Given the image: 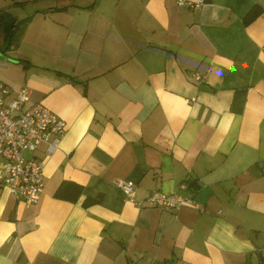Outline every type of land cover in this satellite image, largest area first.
<instances>
[{
	"label": "crops",
	"instance_id": "crops-1",
	"mask_svg": "<svg viewBox=\"0 0 264 264\" xmlns=\"http://www.w3.org/2000/svg\"><path fill=\"white\" fill-rule=\"evenodd\" d=\"M0 9L30 16L10 48L0 27L5 100L25 84V106L66 122L51 155L35 150L36 201L0 187V264H264V0ZM155 189L199 207L149 203Z\"/></svg>",
	"mask_w": 264,
	"mask_h": 264
},
{
	"label": "built area",
	"instance_id": "built-area-1",
	"mask_svg": "<svg viewBox=\"0 0 264 264\" xmlns=\"http://www.w3.org/2000/svg\"><path fill=\"white\" fill-rule=\"evenodd\" d=\"M203 1L176 0V3L192 7ZM194 74L200 78L198 73ZM11 89L0 79V155L4 157V165L0 169V187H6L14 197L33 202L38 199L44 186V159L37 156L35 150L43 143L44 156L51 155L59 146L66 122L40 101L25 106L31 92L25 84L15 89V94L6 101L5 97ZM117 184L127 199L141 202L136 198L135 182L132 179L118 180ZM181 187H187L186 182L181 183ZM146 200L176 209L184 204L199 207L187 192L168 193L155 189Z\"/></svg>",
	"mask_w": 264,
	"mask_h": 264
},
{
	"label": "trees",
	"instance_id": "trees-1",
	"mask_svg": "<svg viewBox=\"0 0 264 264\" xmlns=\"http://www.w3.org/2000/svg\"><path fill=\"white\" fill-rule=\"evenodd\" d=\"M29 19L30 16L16 18L9 11L0 9V27L4 31L5 48L17 44ZM189 184L193 185V182Z\"/></svg>",
	"mask_w": 264,
	"mask_h": 264
}]
</instances>
